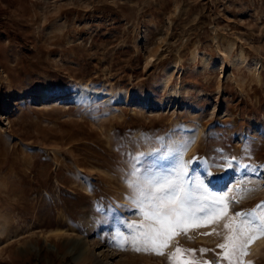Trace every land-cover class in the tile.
Wrapping results in <instances>:
<instances>
[{
    "label": "rangeland",
    "instance_id": "1",
    "mask_svg": "<svg viewBox=\"0 0 264 264\" xmlns=\"http://www.w3.org/2000/svg\"><path fill=\"white\" fill-rule=\"evenodd\" d=\"M181 164L190 206L225 204L171 225L163 255L134 251L129 226L155 221L128 181ZM238 212L264 217V0H0V264H171L178 247L176 264H229Z\"/></svg>",
    "mask_w": 264,
    "mask_h": 264
},
{
    "label": "snow or ice",
    "instance_id": "2",
    "mask_svg": "<svg viewBox=\"0 0 264 264\" xmlns=\"http://www.w3.org/2000/svg\"><path fill=\"white\" fill-rule=\"evenodd\" d=\"M231 167V165H229ZM195 171V169L193 170ZM183 165H180V170L173 169L169 174H160L149 172L145 169L142 182L128 181L130 187H133L137 196L134 198L138 206V210L145 216L146 219L155 221L154 224L129 226L136 227L137 233L132 239V248L136 252H154L156 255H163V247L167 244L163 243V238L167 235L168 229L171 225L180 224L188 218L207 219V217L217 211L218 207L224 205L227 197L214 196L208 193L204 196L206 203L192 207L189 205V197L182 195L186 192L183 187L181 177L183 176ZM204 175L208 177V184L211 185L214 180L220 177L212 176L205 170ZM201 189L207 192V188L203 182L200 185ZM259 207V206H258ZM237 216H249L250 219L241 220L239 222V234L233 232L224 244L217 247L221 249L229 248L230 251L223 253V258L229 261V264H243V257L247 255V249L250 244L264 236V217L256 218L255 212L252 213H236ZM208 222H211L210 220ZM195 227L203 226L200 223L193 225ZM228 227V225H225ZM249 230L254 231L255 235H250ZM184 232L188 229L184 228ZM207 234V233H205ZM246 239H241V237ZM143 241V246H140L139 241ZM118 246L124 247L127 240L124 237L120 238ZM182 250L178 247L175 252L171 253L169 260L171 264H176V254ZM195 252V249L185 250ZM201 252L207 251L201 249ZM188 264H196L195 261H189ZM205 264L210 262L205 261ZM248 264H253L249 261Z\"/></svg>",
    "mask_w": 264,
    "mask_h": 264
},
{
    "label": "bare ground",
    "instance_id": "3",
    "mask_svg": "<svg viewBox=\"0 0 264 264\" xmlns=\"http://www.w3.org/2000/svg\"><path fill=\"white\" fill-rule=\"evenodd\" d=\"M84 245H85V243H84V242H81V241H78L76 245H72L71 248L75 247V249H78V253H77V255L75 254V257H76L77 259H79L83 254L86 253V252H85L86 250H83V249H84ZM76 258H75V259H76Z\"/></svg>",
    "mask_w": 264,
    "mask_h": 264
},
{
    "label": "trees",
    "instance_id": "4",
    "mask_svg": "<svg viewBox=\"0 0 264 264\" xmlns=\"http://www.w3.org/2000/svg\"><path fill=\"white\" fill-rule=\"evenodd\" d=\"M19 40H22V38L19 37Z\"/></svg>",
    "mask_w": 264,
    "mask_h": 264
}]
</instances>
